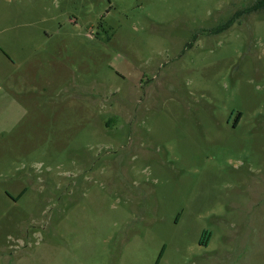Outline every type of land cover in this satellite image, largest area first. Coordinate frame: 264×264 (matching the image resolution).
Here are the masks:
<instances>
[{
  "label": "rangeland",
  "instance_id": "1",
  "mask_svg": "<svg viewBox=\"0 0 264 264\" xmlns=\"http://www.w3.org/2000/svg\"><path fill=\"white\" fill-rule=\"evenodd\" d=\"M257 1L0 0V264H264Z\"/></svg>",
  "mask_w": 264,
  "mask_h": 264
},
{
  "label": "trees",
  "instance_id": "2",
  "mask_svg": "<svg viewBox=\"0 0 264 264\" xmlns=\"http://www.w3.org/2000/svg\"><path fill=\"white\" fill-rule=\"evenodd\" d=\"M264 8V0H258L256 3L252 4L247 11L248 12H253V11H257ZM220 29V28H219ZM162 256V254H161Z\"/></svg>",
  "mask_w": 264,
  "mask_h": 264
},
{
  "label": "crops",
  "instance_id": "3",
  "mask_svg": "<svg viewBox=\"0 0 264 264\" xmlns=\"http://www.w3.org/2000/svg\"><path fill=\"white\" fill-rule=\"evenodd\" d=\"M111 119H114V118H111Z\"/></svg>",
  "mask_w": 264,
  "mask_h": 264
}]
</instances>
